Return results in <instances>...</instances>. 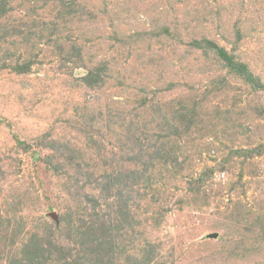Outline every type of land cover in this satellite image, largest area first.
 Here are the masks:
<instances>
[{
	"label": "rangeland",
	"instance_id": "374dc122",
	"mask_svg": "<svg viewBox=\"0 0 264 264\" xmlns=\"http://www.w3.org/2000/svg\"><path fill=\"white\" fill-rule=\"evenodd\" d=\"M0 264H264V0H0Z\"/></svg>",
	"mask_w": 264,
	"mask_h": 264
}]
</instances>
